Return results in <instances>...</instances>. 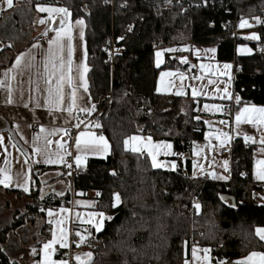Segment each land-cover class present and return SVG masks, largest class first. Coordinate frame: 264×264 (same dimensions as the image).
Wrapping results in <instances>:
<instances>
[{"label": "trees", "instance_id": "trees-1", "mask_svg": "<svg viewBox=\"0 0 264 264\" xmlns=\"http://www.w3.org/2000/svg\"><path fill=\"white\" fill-rule=\"evenodd\" d=\"M37 3L63 7L73 19L85 21L88 91L94 113L103 106L99 97L110 94L109 104L94 120L95 130L109 143V155L89 160L73 181L75 191L95 193L96 209L112 217L95 232V241L88 247L94 264H181L189 257L192 241L210 249L212 264L217 260L229 264L253 251L264 253V242L255 235L257 227L264 228V202L259 200L264 182L252 176L256 145L246 146L241 138L231 141L233 173L227 181L191 177L190 160L180 157H173L174 171L153 168L147 155L124 148L127 138L142 135L169 142L175 153L183 154L203 139L205 127L198 109L206 99L155 91L160 71L153 61L157 42L217 46V60L234 66L232 87L239 101L230 102L231 111L243 105L264 107V25L251 29L258 39L248 42L251 53L245 55L236 50L244 40L222 26L230 23L235 28L243 18L264 23V0H14L15 7L0 19V40L9 44L0 54H11L8 63L20 50L14 45L29 43ZM111 40L123 51L112 57L109 66L104 49ZM162 68L186 70V65L167 54ZM55 170L41 167L40 172ZM37 171L32 168L28 194L4 189L17 198L28 197L30 203L0 229V264H18L15 260L25 253L18 250L19 232L32 216L43 219L44 210L59 206V199L40 195ZM114 193L120 195L115 208L111 207ZM192 197L201 202L199 213L185 215L183 206ZM49 234L50 226L43 223L42 240L33 252L38 253ZM32 260L37 264L38 257Z\"/></svg>", "mask_w": 264, "mask_h": 264}, {"label": "crops", "instance_id": "crops-1", "mask_svg": "<svg viewBox=\"0 0 264 264\" xmlns=\"http://www.w3.org/2000/svg\"><path fill=\"white\" fill-rule=\"evenodd\" d=\"M14 7V0L11 8H9L6 3H4V0H0V19L10 12ZM38 7L63 8L49 4H35L33 12V26L31 28L29 43L23 45V47L20 44L14 45L15 50H20L13 56L9 63L8 57L11 54H0V169H5L6 173L11 177L7 187H5L4 184H0V196L5 198L3 202L4 207H2L1 210L5 211L6 213L7 211H10V208H13V211L19 210L22 202H25L23 208L29 204L30 199L28 197L19 199L14 193H5L4 189L16 190L28 194L33 180L31 178L33 167H37L38 169L36 173H38L37 176L40 185V195L42 194L43 197L51 196L59 199V206L44 210V218L42 220L45 224L50 226V234L48 240L41 242L38 253L33 252L31 245H29V241H25V244L23 243L24 246L21 250L28 254L31 260L28 264H34L32 257H38L37 264H42L45 251H50L51 258L57 262L63 260L59 257V252L69 248L72 250L74 260L78 255L83 256L85 253H91L90 249L85 245V242L80 243L79 246H77L80 240L77 232H79L81 235H84L80 228L85 226L90 227L93 229V231H95L92 225L86 222L89 219V213L100 212L96 209L94 200L86 198L85 192L76 191L75 196L71 201L70 207H63L60 205V201L66 199L69 191L63 169L66 147L69 142V135H67L66 130L71 128L77 131L73 140L72 149L74 164L80 171L85 169L89 160L104 159L109 155L110 152L109 143L105 136L90 126V122L88 121V119L94 114L95 110V104L88 91V71L84 73V82L87 83V91H85L82 87H79L81 81L77 72V68L78 66L86 65L88 69L84 43L85 21L82 18L73 19L70 12L67 10L68 15L63 17L64 24L61 25V14L54 13L51 17H49L48 12L37 11ZM41 20H43L44 23H40ZM78 20L83 21L82 26L76 23ZM239 23L237 24V31L240 32L242 30H249L246 29V27L239 28ZM61 27L70 28L72 36L71 72H68L67 66V41H65L66 46L63 53L65 59V75L72 77V85L74 88H76L78 97V107H73L71 112H69L67 109L71 104V92L73 88L68 87L67 83L64 85L65 96L64 103L62 105L64 110H54L51 108V106L45 105V99L48 96L49 87V85L46 83V80L50 78L49 73L53 72L51 63L48 64V71H45V63L49 56V41L56 37V31ZM81 31H83V38L80 36ZM39 35H49V39L47 41L37 43L35 42V38ZM8 45L9 44L7 42L0 40V51H2ZM168 49H175V51H167ZM209 49H215V52L208 51ZM157 51L162 53V55L159 57V67H157ZM22 54L23 58L21 63L16 67H13L16 64V58ZM167 54L176 57L179 64L186 65V70H181L179 68L161 69L165 63V56ZM153 61L155 67L160 69L155 84V91L157 94L176 95L178 91H182L183 94L177 96L193 97V88H196L200 93L207 94H201L195 97L206 99L203 100L198 109L200 115L199 120L203 122L205 127L203 139L196 143L193 142L191 151L189 153L181 154L185 158H180L182 161L185 159L190 160L191 173L193 166L191 155L195 149H197L203 157L207 158L208 161L212 159L214 164L211 163L208 167H206L205 172L199 174L196 177H203L204 175H207L211 180L227 181L228 178L224 179L222 177H218V174L219 171H221L223 175H226V172L230 167L231 158L229 156L221 155L219 153V149L225 144L231 143L233 139L241 138L247 144L256 145V149L253 153L252 176L256 181L264 182V180L257 178V173L260 171L257 161L264 159V142H262L264 141V126H257L245 122L238 124L236 122L237 125L232 129H229L228 127L223 126L221 123L223 113L227 110H230V113L235 120L236 114L239 110L246 107L261 108V106L243 105L237 112L233 113L231 111L230 102L237 101V95H235L233 92L232 87L234 66L230 62H222L217 60V46H199L191 44L190 42L163 46L160 49L154 50ZM225 64L231 65V68L225 69ZM201 65H205L206 68L202 70ZM56 72L58 75L59 69H57ZM162 72L171 73V75L161 77ZM51 79L52 85L54 87L56 84V78L51 77ZM209 81H213V83H209ZM157 88H159L160 91H157ZM225 93L230 95L226 97ZM9 98L11 99V103L8 102ZM206 104L209 106H221L223 110L217 111L212 107L205 109L204 105ZM85 106L92 109L90 113L79 111V107ZM212 116L216 117V128L210 126ZM77 125L79 126L77 127ZM9 128L11 129L15 138L11 133H9ZM41 128L45 129L43 133L41 132ZM81 132L90 133L97 138L102 135L108 144L107 151L97 153L95 151L85 150L83 141L86 139V137H80L81 144L79 145L78 151L76 138L80 136ZM49 133L52 134L49 135ZM136 136L142 137L143 143L147 142V136ZM36 137H41L39 141H36V144H38L41 148L44 146V137H47V139L53 141L52 144L48 145L46 153L34 152V140ZM245 137H248L249 139L246 140ZM130 138L131 137L126 139L129 140L127 149L125 148V144L124 148L133 152L131 150L133 143H136L137 146H139L142 142H133ZM208 141H210V144H208ZM57 142H59V144H57ZM152 143L156 144L160 143V141H154L152 139ZM168 152L169 154L165 155L164 151L162 150L156 157L157 161L165 162V164H167L168 161L166 160H173V157H176L174 156L175 151L172 144L171 149L168 150ZM135 153L145 154L151 161V157L148 155V152L143 148ZM77 155L81 157L79 164H77L76 161ZM59 157H62V160L59 163L45 162V160L48 158L56 160L59 159ZM225 158H227V165L223 166L220 170L219 162H223V159ZM41 167H54L56 170L41 173ZM25 188H27V191L24 190ZM259 200L264 202V193L260 195ZM7 202H9L10 205H8ZM47 210H53L51 212L52 215H54V218H52L50 221L48 220ZM45 218L48 222L45 221ZM60 218L61 222H59ZM55 219H58L57 223L54 222ZM95 219L98 220L99 217H96ZM61 229H63V232H61ZM53 232L56 233L57 237H60L61 235L64 236L66 246L61 247L60 243L57 242L55 245H53L52 249L45 250L44 244L52 240ZM261 241L264 242V240ZM193 247H196L197 249H204L200 246H192L187 260L189 261V264H200L198 260H194L192 257ZM25 253L24 256L22 255L23 257L19 256L17 257V260H15L18 262V264L26 259ZM250 253L234 260L229 264H235L236 261L246 258ZM197 255L202 256L203 252L198 251ZM181 264H184V262Z\"/></svg>", "mask_w": 264, "mask_h": 264}, {"label": "snow or ice", "instance_id": "snow-or-ice-1", "mask_svg": "<svg viewBox=\"0 0 264 264\" xmlns=\"http://www.w3.org/2000/svg\"><path fill=\"white\" fill-rule=\"evenodd\" d=\"M4 3H6V5L11 8L13 5V0H4ZM37 11L39 12H48L49 13V17H51L54 13H59L61 14V20L60 23L61 25L64 24V19L63 17L68 15V11L65 8H44V7H38ZM258 22H260L258 20ZM40 23H44L43 20L40 21ZM79 25H83V21L78 20L76 22ZM241 28H245V27H249V23L247 20H241V23L239 25ZM131 27L129 28V31H131ZM80 36L81 38H83V31L80 32ZM246 39H252V40H256L258 39V37L256 36V34H252L251 36L245 37ZM118 39L122 40L124 39V37H119ZM71 40H72V36H71V31L70 28H64L61 27L60 29H58L56 31V37L54 39H51L49 41V56L46 60L45 63V71H48V64L51 63L52 68H53V72L49 73V79L46 80V83L49 85L48 87V96L45 99V105H49L51 106L52 109L54 110H59V111H63L64 109L62 108V105L64 103V85L65 83H67V86L70 88H73L72 92H71V104L68 107V111L71 112L73 107H78L77 105V93H76V88L73 87L72 85V77L71 76H66L65 75V59H64V50H65V41H67V55H68V60H67V66H68V72H71V65H72V60H71V56H72V46H71ZM246 51H248V49H245ZM167 51H175V49H168ZM208 51H212L215 52V49H209ZM162 55V53L160 51L156 52V57H157V67H159L160 64V60L159 57ZM23 58V54L21 56H18L16 58V64L13 67H16L17 65H19L21 63V60ZM81 67H82V71H81ZM206 68L205 65H201V69L204 70ZM225 69L231 68V65L225 64L224 65ZM59 69V74L57 75L56 70ZM88 71L86 65H81L78 66L77 68V72L79 74V78H80V85L79 87H82L85 91H87V83L84 82V73H86ZM171 75V73H166V72H162L161 73V77L164 76H169ZM51 77H55L56 78V84L53 87L52 85V79ZM199 78V77H198ZM209 83H213V81H209ZM157 91H160L159 88H157ZM183 92L182 91H178L176 93V95H182ZM207 95L206 93H200L197 91L196 88H193L192 90V96L193 98H195L198 95ZM230 94L225 93V96H229ZM236 100L239 101V97H236ZM9 103H11V99L9 98ZM27 106V105H26ZM94 107V106H93ZM205 109H208L209 107L214 108L217 111H222V107L221 106H217V105H204ZM92 109L88 108V107H79V111L84 112V113H90ZM236 122L239 124L241 122H245V123H250L253 125H257V126H264V107L261 108H244L241 109L237 112L236 117H235ZM221 123H224L223 121H221ZM79 125H77L78 127ZM96 127H99L100 125L97 124L95 125ZM45 131V129L41 128V132L43 133ZM52 133H49V135H51ZM80 137H86V139L83 141L84 145H85V150H90V151H95L97 153L99 152H104L107 151L108 149V144L107 141L105 140V138L101 135L98 138L90 133L87 132H81L80 136H78L76 138V144L78 146V151H79V145L81 144V138ZM41 139V137H36L34 140V152H41V153H46L47 152V148L48 145L52 144L53 141L47 139V137H44V146L43 148H41L38 144H36V141H39ZM131 141L133 142H137V141H143L142 137H137V136H133L130 138ZM245 139H249L248 137H245ZM264 142V141H262ZM57 144H59V142H57ZM125 144V148L127 149L128 145H129V140H125L124 141ZM141 148H143L144 150H146L148 152V155L151 157V164L153 168H160V167H165L166 164L165 162H160L157 161L156 157L157 155L160 154V152L163 150L164 154L167 155L169 154L168 150L171 149V144H167L164 142H160V143H152V138L148 137L147 138V142L146 143H140L139 146H137L136 143H133L132 146V151L133 152H138L141 150ZM59 155V154H57ZM62 160V157H59V159L53 160L51 158H48L45 160L46 163H59ZM81 160V157L79 155L76 156V161L77 164H79ZM257 164L260 167V171L257 173V178L260 180H264V159L257 161ZM171 167L174 170L176 165L174 162L171 163ZM11 180V177L6 173L5 169H0V184H4L5 187L8 186V182ZM25 191H27V188L24 189ZM99 195V193H98ZM114 203L111 205V207L115 208L119 203H120V195L119 193H114ZM221 200L224 199V197L220 198ZM193 207L196 209L197 213H199V209H200V205L198 203H194ZM49 216L52 215V212L49 211ZM99 217L98 220H96L95 218ZM111 220L112 217H106L105 214L103 212H91L89 213V219L86 221L87 223H90L92 225V227L95 229V231L98 233L102 230L104 224L103 222L105 220ZM61 232H63V229H61ZM255 233L256 235L260 238V240H264V228L258 227L255 229ZM77 235L80 237V240L78 242V245L80 243H84L86 242V237L88 235H91L90 232H87L84 235H81L79 232H77ZM57 242L60 243L61 247H65V238L63 235H61L60 237H57L56 233L53 232L52 234V240L49 241L48 243L44 244V249L45 250H50L53 248V245H55ZM35 251V250H33ZM134 251V249H133ZM198 251H202L203 255L202 256H198L197 253ZM209 252L210 249L208 248H204V249H197L196 247L192 248V257L194 260H198L200 262V264H211V259L209 256ZM75 260L77 262V264H94L93 261V255L92 253H85L83 254V256H76ZM42 264H68L67 261L61 260L59 262L53 260L51 258V252L50 251H45V255H44V259L42 261ZM184 264H189L188 260L184 261ZM216 264H228V262L226 260L222 261V260H217ZM235 264H264V253L261 252H256L253 251L251 252L246 258H243L241 260H238L235 262Z\"/></svg>", "mask_w": 264, "mask_h": 264}, {"label": "built area", "instance_id": "built-area-1", "mask_svg": "<svg viewBox=\"0 0 264 264\" xmlns=\"http://www.w3.org/2000/svg\"><path fill=\"white\" fill-rule=\"evenodd\" d=\"M249 23V27L246 29H254V28H260L262 25H264V23L258 22V20L255 19H248L247 20ZM222 26L225 30H227L228 34H230L231 36L237 37L239 38V31H237V27L234 28V26L230 23H222ZM49 39V35H39L35 38V42L37 43H41L44 41H47ZM244 42L248 43L250 42L249 39H245ZM163 46L160 45V43H155L154 45V50L155 49H160ZM123 51L122 47L116 46L115 42L113 40H111L106 48L104 49V53L106 54V56L108 57V60L106 61V65L111 66L112 64V57L117 55V54H121ZM110 102V94L106 95V96H101L99 97V103L103 104L102 108L97 112L94 113L89 119L88 121L90 122V126H92L94 128V120L95 117L100 114L105 108L106 106L109 104ZM222 121L224 123H222L223 126L228 127L229 129H232L233 127H235L237 125L236 121L233 119L232 114L230 113V110L226 111L223 113V118ZM81 128V127H80ZM76 130L75 129H67L66 133L67 135H69V142L68 145L66 147V155H65V160H64V165H63V169H64V173L66 174V176L69 178V181L67 182V185L69 187V199H63L60 201V205L63 207H70L71 205V201L75 196L76 191L74 190L73 187V181L76 177L81 175V172L79 169L76 168L75 164H74V157H73V149H72V145H73V140L76 134ZM246 146L248 145L247 143H245ZM231 152H232V144L228 143L225 144L223 147H221L219 149V153L223 156H229L231 158ZM233 173V169L231 167H229L228 171L226 172V175L228 176V178L231 177ZM242 175H246V173H242ZM203 180H208V176L204 175ZM86 194V198L88 199H93L94 197V193L91 191L85 192ZM94 200V199H93ZM95 205H97V201L94 200ZM194 203H198L199 205L201 204L200 200L196 197H192L189 201V203H187L186 205L183 206V213L185 215H192L196 212V209L193 207ZM81 231L83 232V234L87 232H90L91 235H88L86 237V242L85 245L87 247H90L93 242L95 241V231H93L92 228L90 227H81L80 228ZM192 246L195 245V243L192 241L191 242ZM59 257L65 261H67L69 264H71L73 261H75L73 259V254H72V250L71 248L64 250V251H60L59 252Z\"/></svg>", "mask_w": 264, "mask_h": 264}, {"label": "rangeland", "instance_id": "rangeland-1", "mask_svg": "<svg viewBox=\"0 0 264 264\" xmlns=\"http://www.w3.org/2000/svg\"><path fill=\"white\" fill-rule=\"evenodd\" d=\"M243 20H248V19L243 18ZM255 20H260V19H258V18L256 19L255 18ZM240 23H239V25H240ZM239 28H241V27L239 26ZM246 28H248V27H246ZM253 33L256 34V32L254 30H248V31H243L242 30V31L239 32V38H241L242 40H245L246 39L245 37L251 36ZM256 36H257V34H256ZM249 40L250 41H256L257 39L256 40L249 39ZM245 49H248V51H246ZM237 53L238 54H241V55L250 54L251 53V50H250V47H249L248 43L241 42L240 44H238V46H237ZM210 126L216 128V126H217L216 117H214V116L211 117ZM133 136H136V135H133ZM133 136H131V137H133ZM196 142H198V141H195V143ZM164 143L170 144L169 142H164ZM208 144H210V141H208ZM209 148H210V146H209ZM174 156L180 157V158H185V157H183V155L178 154V153H174ZM191 159H192V163H193L192 164L193 166H192L191 176H195V177L198 176L199 174L205 172L206 171V167H208L211 163H213V160L212 159H210L208 161L207 158L206 157H203L201 155V153L197 149H195V151L192 153ZM166 161H168V163L166 164V166L165 167H161L159 169L173 170L172 167H171V163L174 162L175 165H176V160L168 159ZM219 163H220L219 169L221 170V168L223 166H226L227 165V158L223 159V162L220 161ZM176 168H177V165H176V167H175L174 170H176ZM64 176H65V179L67 178L66 179V184H67V182L69 181V178L66 175H64ZM218 177H222L224 179L228 178V176L227 175H223L221 173V171H219ZM4 199L5 198H3L2 196H0V229L6 227L8 224L10 225L11 224V221H12V218H13V215L15 214V212L18 211L20 213H23L25 211V207H26L25 206L23 208L25 202H22L19 210L13 211V208H10L9 207L10 208V211L9 212L7 211L6 212L7 214H6L5 211H2L1 210V208L4 207V203H3L4 202ZM7 203H8V205H10L9 202H7ZM49 211H53V210H47V214L49 213ZM39 212H43V210L42 209H39ZM55 215H57V214H55ZM53 216L54 215L49 216V214H48V220L49 221L52 220V218H54ZM30 220L31 221H28L27 222V224L25 225V227L22 230V232L21 233L19 232V236L17 238V241H18L17 245L19 247L18 250H21L23 248V246H24L23 245V242H25V241H29L30 242L29 245H31V249H33V247L36 245V243L39 240L42 239V237L40 236V228L42 227V225L44 223L43 220H42V218H35L34 216H32L30 218ZM45 221L48 222L46 220V218H45ZM30 222H34V223L31 224ZM54 222L57 223L58 222V219H55ZM59 222H61V218L59 219ZM25 256H26V259H24L23 261H21L19 264H28V263H30V261H31L30 260V256L28 254H26V253H25Z\"/></svg>", "mask_w": 264, "mask_h": 264}]
</instances>
